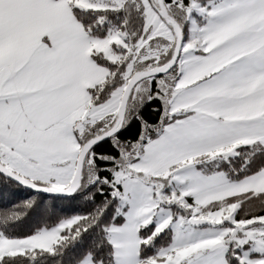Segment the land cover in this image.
<instances>
[{
	"label": "snow or ice",
	"instance_id": "6c2138e0",
	"mask_svg": "<svg viewBox=\"0 0 264 264\" xmlns=\"http://www.w3.org/2000/svg\"><path fill=\"white\" fill-rule=\"evenodd\" d=\"M0 206V264H264V0H0Z\"/></svg>",
	"mask_w": 264,
	"mask_h": 264
},
{
	"label": "trees",
	"instance_id": "16d2710c",
	"mask_svg": "<svg viewBox=\"0 0 264 264\" xmlns=\"http://www.w3.org/2000/svg\"><path fill=\"white\" fill-rule=\"evenodd\" d=\"M25 195H26V193H24V192L19 193V197L17 198L18 201H19V199L23 198ZM54 206H55V205H54ZM4 210H5V209H4L2 206H0V211H4Z\"/></svg>",
	"mask_w": 264,
	"mask_h": 264
}]
</instances>
